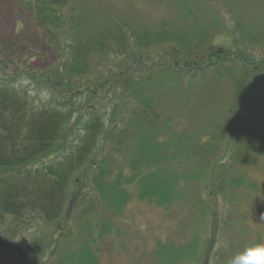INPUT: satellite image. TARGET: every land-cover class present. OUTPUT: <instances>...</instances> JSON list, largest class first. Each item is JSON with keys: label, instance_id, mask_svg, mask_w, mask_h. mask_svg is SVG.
Segmentation results:
<instances>
[{"label": "trees", "instance_id": "trees-1", "mask_svg": "<svg viewBox=\"0 0 264 264\" xmlns=\"http://www.w3.org/2000/svg\"><path fill=\"white\" fill-rule=\"evenodd\" d=\"M192 2L175 6L160 30L140 31L112 6L92 11L90 0H29L34 25L53 39L59 55L45 69L6 65L3 50L22 33L0 37V256L8 264H101L102 240L115 229L110 217L123 215L134 199L166 209L179 199L187 204L184 182H203L201 208L208 213L221 200L231 206L227 218L241 202L239 192L262 193L247 170L264 158V58L233 48L235 41L204 48L220 30L234 34L232 28L242 43L259 40L240 21L228 27L224 9L217 8L222 23L212 6L195 10ZM206 17L210 24L203 28ZM180 21L184 30L175 27ZM146 46L165 50L146 58ZM135 47L141 51L134 70L126 65L107 82L89 78L93 58L133 55ZM209 78L211 89L192 110L195 130L174 131L161 120L159 95L189 101ZM28 82L35 94L23 88ZM219 83L235 95L215 105ZM106 94L116 99L111 112L96 105ZM174 143L184 179L166 154ZM219 232L213 224L207 247ZM197 243L159 242L154 264H208L207 250L194 249Z\"/></svg>", "mask_w": 264, "mask_h": 264}, {"label": "rangeland", "instance_id": "rangeland-1", "mask_svg": "<svg viewBox=\"0 0 264 264\" xmlns=\"http://www.w3.org/2000/svg\"><path fill=\"white\" fill-rule=\"evenodd\" d=\"M27 1L29 0H0V37L11 39L16 31L22 33L19 43L5 46L2 57L6 61V65L10 66L21 64L20 66L24 68L27 64H33L38 69L53 67L59 60L54 41L48 34L46 35L36 28L33 14L26 3ZM90 1L93 5L89 6L92 11L96 5L112 6L116 10L119 19L129 25L133 24L140 31H143V29L160 30L161 23L177 12L175 6H187L184 3L185 0ZM190 1L193 2L188 6H192L195 10V6H212L222 23H225V21L220 18L217 8L223 14L225 11L226 17L224 19L228 21V27L235 20L240 21L241 24L250 26L259 40L258 44L253 46H250L247 42L249 37L244 39L246 43H242V35L237 34L238 32L232 28L235 32L234 34L228 30L224 32L220 30L214 42L210 38L208 46L204 45V48H209L213 45L212 43L231 46L232 42L235 41L233 48H248L249 53L255 59L264 58V0ZM226 1L227 4L225 3ZM184 16L186 17V14ZM209 18H205L203 28H207V25L210 24ZM193 24L192 21V26ZM175 27L178 30H184L186 25L183 21H180L178 25L175 24ZM172 31L175 34L173 27ZM152 47H144L147 52L146 58L151 54V51L155 52L153 55L155 58L165 50V47L160 46L161 52H156L158 48L155 46L153 48L156 50H154ZM140 51L141 49L136 48L133 55L130 53L124 54L117 59H113L110 56H96V58L92 59L93 68L89 78L98 82L109 81L115 71L126 65H129L130 68L134 66L136 60L140 57ZM210 83V78L204 81L201 89H197L195 96L189 101H181L178 97L170 94L159 95L158 102L161 120H166L174 131L181 132L184 128L191 131L195 130L197 123L193 124L195 117L192 114V110L199 105L198 100L200 97H205V93L207 95L208 89H211ZM23 85V88L29 93L35 94L30 82ZM215 92V97L218 99L214 102L215 105L225 104L235 95L233 87L222 83L215 87ZM104 97V100L100 99L99 101L96 99V105L104 104V107L111 112L114 102L112 100L116 99L110 98V94H106ZM210 104L212 106L213 102ZM174 144L171 145L169 152L166 154L170 155L174 165L178 164L177 168L180 169V174L182 179H184L185 175L183 172H185L186 166L179 164L181 161L180 155L176 154L174 156L177 151L176 143ZM254 162L255 165L247 170L249 179L258 182L262 193L239 192L235 197H238L236 199L241 202H238L239 205L237 206H232L236 209V213L233 212L234 214L231 218L226 216L227 208L231 206L224 205L221 200L215 201L216 206L213 205L211 211L208 213L204 212V206L201 208L199 204L200 197H197V192L206 186L200 181L184 182L182 193L188 203L184 204L179 199L169 209L157 208L146 202L134 199L123 215L110 217V221L115 224V229L109 237L102 240V243L106 246L102 248L100 253L101 264H154L151 252L156 248L157 243L166 244L171 242L175 246L179 245L181 247L180 244L185 245L193 239L198 240L194 249L202 250L201 253H205L207 250L208 264H216L221 259L228 264L229 259L246 245L257 243L260 239L261 243H264V158L258 157ZM118 164H126V162ZM206 203L209 202L206 201ZM241 205L242 209L240 208ZM107 214L110 216V213ZM228 219L233 220L229 228L225 224ZM213 224L220 227V232L215 237L216 242L210 248V246L207 247V243L210 241L211 235L209 232L210 230L213 231ZM68 232V235L72 233L70 230ZM228 243H232L233 248ZM180 249L183 250L184 248ZM222 254L224 256L221 258ZM0 264H8L7 259L0 256Z\"/></svg>", "mask_w": 264, "mask_h": 264}, {"label": "clouds", "instance_id": "clouds-1", "mask_svg": "<svg viewBox=\"0 0 264 264\" xmlns=\"http://www.w3.org/2000/svg\"><path fill=\"white\" fill-rule=\"evenodd\" d=\"M228 264H264V243H251L234 254Z\"/></svg>", "mask_w": 264, "mask_h": 264}]
</instances>
